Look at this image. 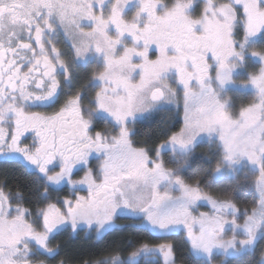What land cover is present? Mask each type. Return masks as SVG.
<instances>
[{"label":"snow or ice","instance_id":"6c2138e0","mask_svg":"<svg viewBox=\"0 0 264 264\" xmlns=\"http://www.w3.org/2000/svg\"><path fill=\"white\" fill-rule=\"evenodd\" d=\"M0 160V264H264V0H0Z\"/></svg>","mask_w":264,"mask_h":264},{"label":"flooded vegetation","instance_id":"af4514ba","mask_svg":"<svg viewBox=\"0 0 264 264\" xmlns=\"http://www.w3.org/2000/svg\"><path fill=\"white\" fill-rule=\"evenodd\" d=\"M196 160H194L195 162ZM192 165V169L193 171L197 170L198 168V164L196 165V162ZM8 162H4L3 160H0V165L1 164H5ZM203 165V164H202ZM205 165L201 166L204 167ZM200 168V167H199ZM83 173H80L79 175H77L75 178L79 179L80 176H82ZM227 179V178H226ZM81 195H84L85 193L83 191H80ZM247 199H251V193H249L246 197ZM241 207H244L245 205L243 203L240 204ZM209 210V206L205 205L204 207H201L200 211H208ZM118 224L122 225V227H118L116 229L113 230V236L109 237V238H115V237H120L122 239V241L127 244V237L129 235H131V237L133 239H142L146 242H150V243H160L163 242V239L159 237V234L156 233H152L150 230H148L146 228V226H132L130 225L129 222L125 221V220H121L118 222ZM122 235H125L124 237H122ZM167 239L169 240H177V242H180V240L182 239L181 236L177 235V236H173V237H168ZM93 241V236L91 234L89 235H85L82 231L79 234H75L73 233L71 236L69 235V231L68 230H64L62 231L60 234H58L56 236V239L54 241V243L56 242H63V249L64 252L61 253V255H64L65 253V243L70 241V242H77V241ZM132 249L129 248L128 251H131ZM59 259V257H58ZM141 264H143V261H141Z\"/></svg>","mask_w":264,"mask_h":264},{"label":"trees","instance_id":"16d2710c","mask_svg":"<svg viewBox=\"0 0 264 264\" xmlns=\"http://www.w3.org/2000/svg\"><path fill=\"white\" fill-rule=\"evenodd\" d=\"M165 116H159L160 119H163ZM204 146H202V150H203ZM196 165L198 164V167L203 166L202 163L197 159L196 161ZM194 162V163H195ZM0 168H8L10 169V175L15 178V177H21V174L24 172L23 168L20 167L19 165H14L12 163H5L4 165L1 164ZM125 235H122V237H124ZM65 252L70 256V257H78L81 255H85L86 253L93 251L94 250V246L92 244V241H77V242H66L65 243Z\"/></svg>","mask_w":264,"mask_h":264},{"label":"rangeland","instance_id":"374dc122","mask_svg":"<svg viewBox=\"0 0 264 264\" xmlns=\"http://www.w3.org/2000/svg\"><path fill=\"white\" fill-rule=\"evenodd\" d=\"M161 116H166V113H161ZM226 179V178H225Z\"/></svg>","mask_w":264,"mask_h":264}]
</instances>
